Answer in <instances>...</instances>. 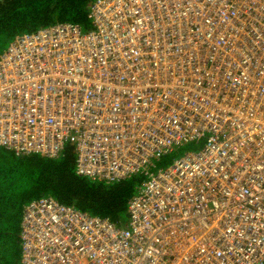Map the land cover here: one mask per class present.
I'll list each match as a JSON object with an SVG mask.
<instances>
[{"label": "built area", "instance_id": "obj_1", "mask_svg": "<svg viewBox=\"0 0 264 264\" xmlns=\"http://www.w3.org/2000/svg\"><path fill=\"white\" fill-rule=\"evenodd\" d=\"M87 18L0 53V147L71 145L76 174L140 182L125 222L26 203L20 264H264V0H94Z\"/></svg>", "mask_w": 264, "mask_h": 264}, {"label": "trees", "instance_id": "obj_2", "mask_svg": "<svg viewBox=\"0 0 264 264\" xmlns=\"http://www.w3.org/2000/svg\"><path fill=\"white\" fill-rule=\"evenodd\" d=\"M93 2L0 0V53L16 36L59 22H76L90 28L87 13ZM5 150L4 158L0 159V234L8 233L14 241L0 239V264H20V227L15 222V211L20 209V203L50 195L94 215L117 222L126 220L127 204L140 182L138 177L106 184L80 176L75 173V153L71 145L56 158L40 154L16 156ZM132 178H136L135 181ZM9 243L11 248L6 254L4 246Z\"/></svg>", "mask_w": 264, "mask_h": 264}, {"label": "rangeland", "instance_id": "obj_3", "mask_svg": "<svg viewBox=\"0 0 264 264\" xmlns=\"http://www.w3.org/2000/svg\"><path fill=\"white\" fill-rule=\"evenodd\" d=\"M201 147H202V143H198V144H195L193 142L187 143V144L179 147L178 149H176L173 153L165 155V157H163L162 160L157 162V167H163L165 165H168V164H170L173 161L174 158L184 154L187 151L199 150ZM2 153L3 152L0 150V159L2 158V156H1ZM154 170H156V169H154ZM132 179H133V181H135L136 178H132ZM138 184H139V182H138ZM0 239L2 241H7V240L12 241V238L10 237V235L8 233L5 234V232L0 234ZM10 248H11V243L5 244L4 251L6 252V254L9 251Z\"/></svg>", "mask_w": 264, "mask_h": 264}, {"label": "crops", "instance_id": "obj_4", "mask_svg": "<svg viewBox=\"0 0 264 264\" xmlns=\"http://www.w3.org/2000/svg\"><path fill=\"white\" fill-rule=\"evenodd\" d=\"M4 50V49H3ZM0 150L3 152V150L4 151H6L5 149H3V147H0ZM4 152L1 154V156L4 158ZM135 194V193H134ZM133 194V195H134ZM35 199H37V198H35ZM34 200V199H33ZM27 202V201H26ZM26 202H23V203H20V211L18 210V211H15L16 212V220H15V222L16 223H18L19 224V227H20V229H21V221H22V216H23V211H24V205L26 204ZM17 215H18V218H17ZM17 226V225H16ZM21 245V244H20ZM21 248V247H20ZM19 254H20V250H19ZM20 256V255H19ZM20 258L21 257H19V260H20Z\"/></svg>", "mask_w": 264, "mask_h": 264}]
</instances>
